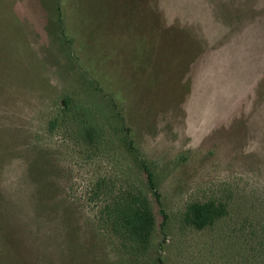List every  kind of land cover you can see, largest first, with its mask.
I'll return each instance as SVG.
<instances>
[{
  "label": "rangeland",
  "instance_id": "1",
  "mask_svg": "<svg viewBox=\"0 0 264 264\" xmlns=\"http://www.w3.org/2000/svg\"><path fill=\"white\" fill-rule=\"evenodd\" d=\"M64 95L108 116L114 143L52 128ZM123 126L169 214L163 235L152 198L164 264H264V0H0V264H136L91 198L139 163ZM208 199L229 215L183 228Z\"/></svg>",
  "mask_w": 264,
  "mask_h": 264
},
{
  "label": "trees",
  "instance_id": "2",
  "mask_svg": "<svg viewBox=\"0 0 264 264\" xmlns=\"http://www.w3.org/2000/svg\"><path fill=\"white\" fill-rule=\"evenodd\" d=\"M61 31L64 34V29ZM88 82L96 88L93 80L89 79ZM61 101L63 104L60 115L50 122L52 128L58 123H67V129L70 128L69 125L73 126L75 137L81 138L84 145L91 146L95 154L101 147L114 143L112 124L108 116L102 112L100 117L93 115L86 104L84 105V101L70 95L62 96ZM113 103L115 104L114 101ZM122 131V142L127 154L132 160H139V163L134 165L131 162L127 176L121 179L110 176L96 182L91 198L103 199L98 211V222L104 233L110 236L111 243L121 257L141 264L155 251L153 264H164L162 251L153 244L157 222L152 198L162 218L159 229L163 235L169 214L162 206L161 193L151 163L134 146L129 127L123 126ZM130 176L134 178L131 179ZM228 215V204L224 201L195 200L187 204L180 221L183 228L204 231ZM253 249L254 254L264 261V234L256 241Z\"/></svg>",
  "mask_w": 264,
  "mask_h": 264
}]
</instances>
